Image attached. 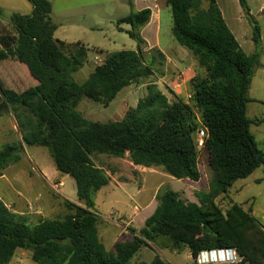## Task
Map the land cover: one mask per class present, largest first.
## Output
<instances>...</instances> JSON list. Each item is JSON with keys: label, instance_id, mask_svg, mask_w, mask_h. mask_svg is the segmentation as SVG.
Returning a JSON list of instances; mask_svg holds the SVG:
<instances>
[{"label": "trees", "instance_id": "1", "mask_svg": "<svg viewBox=\"0 0 264 264\" xmlns=\"http://www.w3.org/2000/svg\"><path fill=\"white\" fill-rule=\"evenodd\" d=\"M28 1L31 14L10 13L0 6V18L12 27V31L0 29V64L6 60L23 64L36 82L21 93L0 83V117L12 113L22 135V141L0 148V177L22 160L24 145L45 148L56 171L75 180L81 205L66 200L64 217L30 224L0 200V264H10L18 250L30 251L37 264H169L159 255L150 263H133L139 251L151 244L177 252L187 247L195 264L203 252L226 249L243 257L234 264H264V225L238 203L230 201L226 209L218 204V199L229 198L237 180L264 167V151L247 116L259 54L243 51L216 0H208L206 8L203 0H166L172 34L197 63L196 76L189 82L191 102L172 92L170 101L157 84L150 83L147 96L136 107L123 119L107 123L86 120L78 104L89 98L109 105L124 88L154 76L141 35L151 10L132 11L118 21L120 30L121 24L130 25L126 32L136 42V50L106 54L89 78L78 84L72 74L87 62L89 49L81 42L55 39L50 0ZM240 3L258 43L260 27L246 0ZM69 46L73 49L66 53ZM158 57L163 55L158 52ZM202 127L207 131L203 149L212 173L209 190L196 193L198 202H193L172 187L163 188L145 226L131 229L108 251L98 234L95 197L111 178L92 156L124 158L129 153L134 165L162 168L175 179L199 182L197 135Z\"/></svg>", "mask_w": 264, "mask_h": 264}, {"label": "rangeland", "instance_id": "2", "mask_svg": "<svg viewBox=\"0 0 264 264\" xmlns=\"http://www.w3.org/2000/svg\"><path fill=\"white\" fill-rule=\"evenodd\" d=\"M50 1L53 4L52 18L59 25V29L55 34L56 38L67 44L81 42L89 49L87 62L79 71L72 74V79L78 84L84 83L94 71V66L97 65L95 64V58H99L101 61L97 62L101 64L107 53L136 50V42L126 32V30L131 28L130 25L121 24L120 27L123 30H120L118 25L120 19L129 16L132 11H136L133 6V0ZM0 6L10 13L31 14L32 11L28 0H0ZM2 28L12 31L9 20L0 18V29ZM162 36H165V31ZM71 49H73L72 46L64 48L66 53H69ZM102 51L104 52L101 53ZM152 54L158 55L156 51H152ZM149 56L151 55L146 53L145 57L148 64H152L153 61ZM159 79L157 76H152L149 79L133 84V86L124 88L109 105L95 102L89 98H83L79 102L77 109L88 121L107 123L121 120L129 108L136 107L138 102L147 96V85L158 82ZM0 83L4 88L12 89L18 93L26 91L36 84L25 65L11 60L3 61L0 64ZM157 85L164 93L170 96V101H173V95L170 93L168 85L163 83ZM20 141H22V135L13 114L9 113L1 116L0 148L7 143ZM257 144L264 151L263 144L260 142H257ZM92 158L95 164L103 167L109 174H113L117 168L124 170L126 175L129 173L126 171L127 160H129L127 155L124 158H116L105 154H94ZM199 168L201 172L199 182L191 180L180 181L165 173V176L160 178V181L166 183L163 188L172 187L185 200L198 202L196 193L208 191L212 179V173L208 166V154L204 149L199 150ZM7 170L6 174L11 179L17 180L19 190H22L29 200L34 201L33 205L36 203L35 208H37L38 204L43 208L45 207V213L49 219L62 218L68 212L64 206V201L56 197L54 190L38 175L42 171L51 175V172L55 170L53 160L47 149L24 145L22 160L17 164L11 165ZM167 176L171 177L172 181ZM58 179L63 180L65 183L64 187L58 189V192H62L70 201L78 202L75 180L71 177L63 179V176L60 175ZM2 184H5V180H0V197L11 207V210L16 209L14 205L8 202L10 198L4 197L6 195L4 188H1ZM51 184H53L52 186L56 184L54 178H52ZM54 188L57 189L58 187L54 186ZM149 188L150 185L148 186V191ZM138 190L139 187L136 183L126 188L122 187L115 190L116 197L127 203L128 214L132 213L134 206H137L140 212L145 208L147 212H150L157 205V198L154 194L148 198L146 204H142L149 192L146 190L139 195L137 194ZM229 196L234 202L242 204L245 209H249L252 205L255 212L254 215L264 223V167L257 169L247 178L237 180L231 188ZM100 197L98 195L99 199ZM230 198L226 200L220 198L218 199V204L223 209H226L228 202L232 201ZM111 203V200L106 201L105 214L113 211V209H119V207L112 206ZM25 217L28 221L32 219L30 215ZM126 217L128 216L123 213L118 219L119 221H124ZM37 222L35 220L31 221L32 224ZM157 255L171 264H195L189 248L185 247L181 252H174L163 248L159 244L144 246L133 259V263H150ZM13 259L16 261V258ZM22 259L23 262L19 261L18 264H37L32 260L29 252L26 255H22Z\"/></svg>", "mask_w": 264, "mask_h": 264}, {"label": "crops", "instance_id": "3", "mask_svg": "<svg viewBox=\"0 0 264 264\" xmlns=\"http://www.w3.org/2000/svg\"><path fill=\"white\" fill-rule=\"evenodd\" d=\"M216 2L219 6L224 20L226 21L229 29L239 42L243 51L247 55H252L255 53L259 54V64L255 69L249 89V98L251 101L249 102L247 107V116L252 121L250 130L254 135L256 142H260L264 146V14L261 13V8L264 5V0H246L247 5L250 9V14L257 22L261 30V39L258 43L254 41L253 25L250 23L240 3V0H216ZM133 6L136 11H141L143 9L148 8L152 12L151 20L149 24L141 30V35L147 42V48L145 49V52H148L149 55H151L149 57L153 61V67L155 69L154 76L160 78L158 82H155V84L163 83L168 85L170 92L176 94L186 103H190L191 100L187 101L186 95L188 93H191L189 89V82L196 76L197 63L193 58L191 52L185 47L181 46L175 40L172 34V13L171 9L166 5V0H133ZM203 7H208V0H203ZM30 9L33 10L32 5L30 6ZM56 25L57 32L59 29V25ZM164 31L165 36L163 37L162 35ZM55 39H57L56 36ZM152 51H156L157 54L158 52H160L163 55V58H159L158 55L155 56L154 54H152ZM97 61L101 60L99 58H95V64L98 65L100 62L98 63ZM179 72H184L187 83L180 92H174L172 90V86L175 77ZM159 89L161 90V88ZM167 97L169 98V100L171 99L169 95H167ZM127 157H129V153L127 154ZM127 162L128 165L126 171L129 172L128 175H126L124 173L125 171L121 168H117L113 174L108 173L111 178L109 184L103 187L95 197V206L99 215V222L97 225L98 234L101 242L105 245L108 251H113L115 245L121 240H123L124 236L129 235L131 229L140 231L145 226V221L147 220V218L154 213L157 207L156 205L155 208L150 212H147L146 208L140 212V209L137 206H134L132 213L128 214L127 203L122 202L119 198L116 197L115 190L117 188L122 187L126 188L131 184L136 183L139 187L137 194L140 195L143 191H148V186L150 185L148 191L149 195L145 197L146 199L142 203L146 204L148 198L152 194H154V196L157 198L158 193L166 184L160 181V178L165 176V172L162 170V168H147L143 166L134 165L130 161V158L129 160H127ZM9 168L10 167H8L7 169ZM6 170L4 172V175L0 177V180H5V184H2L3 186L1 188H4V193L6 195L4 197L10 198V201L8 202L16 207V209H13L12 211L23 216L30 215V217L32 218L29 221L30 224H32L31 221L34 220L37 222L42 218L49 219L48 215L45 213V207L43 208L38 204L37 208H35L36 203H34L33 205L34 201L29 200L26 194L22 190H19V188L17 187V180L11 179L6 174ZM55 170L51 172V175L47 174L45 171H42L41 173L37 174L46 181L47 185L50 186V188L54 190L57 195L56 197L62 199L64 202L66 200L70 201L62 192H58V189L64 187L65 183L63 180L58 179L59 175H63H61ZM68 177L70 176H63V179H67ZM167 177L171 180V177ZM52 178L55 179L56 184L54 186L58 187L57 189H55L54 186H52L53 184H51ZM230 191L228 193L229 198ZM98 195L99 197L101 195L100 199L98 198ZM0 200L3 201L1 197ZM104 200H111L112 206L119 207V209H113L112 207L113 211H110L108 214H105L104 211L106 210L107 206L106 201ZM3 202L7 205L5 201ZM70 202L81 205L79 201ZM240 205L245 209L242 204ZM8 206L9 205H7V207ZM8 208L11 210L10 206ZM245 210H251L252 215L257 218L254 215L255 212L252 205L249 207V209ZM123 213L128 217H126L124 221H119L118 218ZM261 223L264 225L263 222ZM28 252L31 256L30 251L18 250L16 252V255L14 256V258H16V261L12 259L10 264H18L19 261H21L22 263V255H26ZM166 262L171 264L169 261Z\"/></svg>", "mask_w": 264, "mask_h": 264}, {"label": "built area", "instance_id": "4", "mask_svg": "<svg viewBox=\"0 0 264 264\" xmlns=\"http://www.w3.org/2000/svg\"><path fill=\"white\" fill-rule=\"evenodd\" d=\"M261 13L264 14V5L261 8ZM186 77L184 72H179L173 82L172 90L174 92H180L186 85ZM186 100L190 101L192 99V94L188 93ZM207 136V131L205 127H202L197 135V144L200 149L205 147V138ZM243 260V257L235 249L217 250V251H207L200 254L196 262L198 264H205L209 262L224 264V263H239Z\"/></svg>", "mask_w": 264, "mask_h": 264}]
</instances>
